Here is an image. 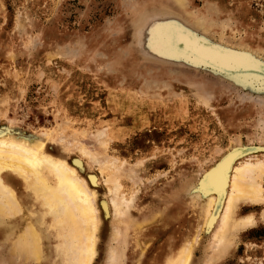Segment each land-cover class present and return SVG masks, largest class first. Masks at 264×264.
Wrapping results in <instances>:
<instances>
[{
	"label": "rangeland",
	"instance_id": "1",
	"mask_svg": "<svg viewBox=\"0 0 264 264\" xmlns=\"http://www.w3.org/2000/svg\"><path fill=\"white\" fill-rule=\"evenodd\" d=\"M186 1L184 15L172 0H0V130L47 136L50 148L61 147L97 175L72 146L94 148L105 130V153L117 166H133L132 179H119L134 196L129 223L152 210L157 195L177 190L182 214L147 249L149 264H163L169 232L177 245L200 232L190 264H264L263 203H241L235 217L252 214V222L217 248L211 228L200 231L198 199L186 205L181 196L190 197V187L231 147L264 153L261 84L243 87L228 77L237 71L199 65L172 42L178 31L222 49L234 48L228 39L242 40L260 52L251 56L264 67V0ZM197 17L214 35L192 23ZM98 196L107 197L106 186ZM123 222L114 224L122 231L129 224ZM112 223L109 218L93 264H104ZM142 229L129 225L127 233L141 236ZM141 253L131 247L133 261L124 264H135Z\"/></svg>",
	"mask_w": 264,
	"mask_h": 264
},
{
	"label": "bare ground",
	"instance_id": "2",
	"mask_svg": "<svg viewBox=\"0 0 264 264\" xmlns=\"http://www.w3.org/2000/svg\"><path fill=\"white\" fill-rule=\"evenodd\" d=\"M172 2L182 13L187 7L186 0ZM192 23L214 35L211 27H207L200 18H195ZM220 38H223L222 33ZM227 41L234 46L233 49H222L185 31L174 32L172 35L175 47L181 53L193 56L199 65L203 62L223 70L237 71L228 77L243 87L251 88L253 82H259V90L264 92V67L251 56V52H260L242 40L235 41L232 38ZM262 108L264 110V107ZM98 132L94 148L89 149L85 142H81L85 145L73 142L72 147L78 150L90 165L97 168L99 175L85 172L82 169V161L67 157L61 147L50 148L47 136H25L14 134L9 129L0 130L2 262L93 264L99 252V241L104 228L111 218L113 223L104 264L133 261L131 255L128 256L133 246L140 248L143 254L135 264H149L150 256L146 251L161 241L165 227L176 221L177 214H182V206L176 210L181 198L176 194L177 190L166 198H159L160 195H157L152 210L147 209L144 217H138L135 221L132 220V223H129L131 219L126 221L130 209L136 208V205L133 194L129 197L125 194L119 179L124 175L132 179L133 166H117L116 159L111 160L105 153V130ZM252 149L242 144L231 147L229 153L219 163L217 161L218 164L213 169L208 173L205 171L206 175L199 184L195 186V183L190 187V197L181 194L182 204L187 205L190 199H198L200 204L197 208L202 216L200 231L205 226L211 228V241L217 248L221 245L228 246L231 233L252 222V214L235 217L241 203L264 204V153L262 148H258L259 154H255L256 149ZM100 185L106 186L107 189V197L104 199L98 196ZM185 189L187 191L189 187ZM164 206L168 212L166 217ZM124 220L129 223L127 227L130 225L138 230L137 232L143 228L141 236L128 234L127 227L121 231L116 227L118 224H114L124 223ZM171 235L169 232L168 251L163 264H190L194 248L200 240V232L191 237L184 236L179 245L172 241Z\"/></svg>",
	"mask_w": 264,
	"mask_h": 264
}]
</instances>
